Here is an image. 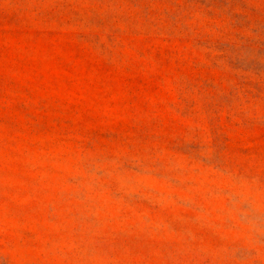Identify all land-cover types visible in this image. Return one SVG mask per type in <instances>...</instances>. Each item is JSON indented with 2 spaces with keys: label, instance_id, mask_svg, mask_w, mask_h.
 I'll return each mask as SVG.
<instances>
[{
  "label": "rangeland",
  "instance_id": "obj_1",
  "mask_svg": "<svg viewBox=\"0 0 264 264\" xmlns=\"http://www.w3.org/2000/svg\"><path fill=\"white\" fill-rule=\"evenodd\" d=\"M0 264H264V0H0Z\"/></svg>",
  "mask_w": 264,
  "mask_h": 264
}]
</instances>
